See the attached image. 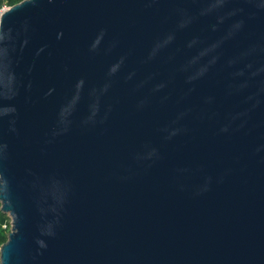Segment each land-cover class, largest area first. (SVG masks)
I'll return each mask as SVG.
<instances>
[{
  "label": "water",
  "instance_id": "water-1",
  "mask_svg": "<svg viewBox=\"0 0 264 264\" xmlns=\"http://www.w3.org/2000/svg\"><path fill=\"white\" fill-rule=\"evenodd\" d=\"M0 211V264H264V0L9 8Z\"/></svg>",
  "mask_w": 264,
  "mask_h": 264
},
{
  "label": "rangeland",
  "instance_id": "rangeland-1",
  "mask_svg": "<svg viewBox=\"0 0 264 264\" xmlns=\"http://www.w3.org/2000/svg\"><path fill=\"white\" fill-rule=\"evenodd\" d=\"M4 3H5V6H7L8 8H11L14 5L18 4L16 2H14V0H11V1L10 0H6ZM11 227H12L11 226V220L7 217V219L5 220V222L1 226L0 233H2L3 235H5L6 237H8V235H9V233L11 231Z\"/></svg>",
  "mask_w": 264,
  "mask_h": 264
},
{
  "label": "trees",
  "instance_id": "trees-1",
  "mask_svg": "<svg viewBox=\"0 0 264 264\" xmlns=\"http://www.w3.org/2000/svg\"><path fill=\"white\" fill-rule=\"evenodd\" d=\"M6 0H0V7L5 5ZM11 1V0H10ZM23 0H14V2L16 3H20ZM7 219V216H5L1 211H0V230H1V226L2 224L5 222V220ZM8 240V237H6L5 235H3L2 233H0V248L1 246L6 243V241Z\"/></svg>",
  "mask_w": 264,
  "mask_h": 264
},
{
  "label": "built area",
  "instance_id": "built-area-1",
  "mask_svg": "<svg viewBox=\"0 0 264 264\" xmlns=\"http://www.w3.org/2000/svg\"><path fill=\"white\" fill-rule=\"evenodd\" d=\"M9 8L7 7V6H1L0 7V22H1V18H2V16H3V14L8 10ZM11 226H12V224H11ZM12 228V227H11Z\"/></svg>",
  "mask_w": 264,
  "mask_h": 264
}]
</instances>
